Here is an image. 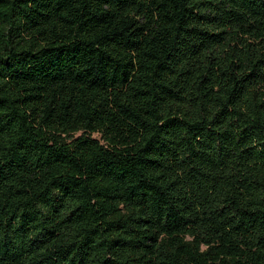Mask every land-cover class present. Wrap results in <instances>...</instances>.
I'll return each instance as SVG.
<instances>
[{
	"label": "trees",
	"instance_id": "16d2710c",
	"mask_svg": "<svg viewBox=\"0 0 264 264\" xmlns=\"http://www.w3.org/2000/svg\"><path fill=\"white\" fill-rule=\"evenodd\" d=\"M0 264H264V0H0Z\"/></svg>",
	"mask_w": 264,
	"mask_h": 264
}]
</instances>
